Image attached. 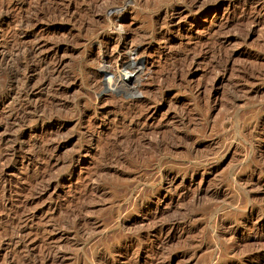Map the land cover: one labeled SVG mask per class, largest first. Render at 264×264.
<instances>
[{
  "label": "rangeland",
  "instance_id": "374dc122",
  "mask_svg": "<svg viewBox=\"0 0 264 264\" xmlns=\"http://www.w3.org/2000/svg\"><path fill=\"white\" fill-rule=\"evenodd\" d=\"M0 264H264V0H0Z\"/></svg>",
  "mask_w": 264,
  "mask_h": 264
},
{
  "label": "bare ground",
  "instance_id": "6f19581e",
  "mask_svg": "<svg viewBox=\"0 0 264 264\" xmlns=\"http://www.w3.org/2000/svg\"><path fill=\"white\" fill-rule=\"evenodd\" d=\"M122 32H123V31H122ZM117 47H118V46H117ZM117 47H116V48H117ZM116 51H117V49H116ZM119 51H120V50H119ZM133 51H134V50H133ZM111 52H112V51H111ZM120 52H121V51H120ZM110 54H111V53H110ZM119 54H120V53H119ZM106 55H107V54H106ZM115 56H116V55H115ZM112 62H113V61H112ZM30 92H31V90H30ZM170 186H171V185H170ZM47 254H48V253H47ZM47 254H46V255H47ZM44 256H45V255H44ZM47 256H48V255H47ZM45 257H46V256H45Z\"/></svg>",
  "mask_w": 264,
  "mask_h": 264
}]
</instances>
